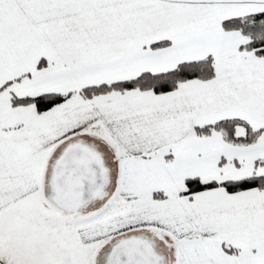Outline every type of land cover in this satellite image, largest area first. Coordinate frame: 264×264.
Wrapping results in <instances>:
<instances>
[{
	"label": "snow or ice",
	"instance_id": "1",
	"mask_svg": "<svg viewBox=\"0 0 264 264\" xmlns=\"http://www.w3.org/2000/svg\"><path fill=\"white\" fill-rule=\"evenodd\" d=\"M0 264H264V0H0Z\"/></svg>",
	"mask_w": 264,
	"mask_h": 264
}]
</instances>
